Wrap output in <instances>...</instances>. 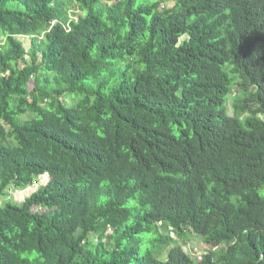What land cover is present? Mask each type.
<instances>
[{
  "label": "trees",
  "instance_id": "1",
  "mask_svg": "<svg viewBox=\"0 0 264 264\" xmlns=\"http://www.w3.org/2000/svg\"><path fill=\"white\" fill-rule=\"evenodd\" d=\"M0 201V264H264V0H0Z\"/></svg>",
  "mask_w": 264,
  "mask_h": 264
},
{
  "label": "rangeland",
  "instance_id": "2",
  "mask_svg": "<svg viewBox=\"0 0 264 264\" xmlns=\"http://www.w3.org/2000/svg\"><path fill=\"white\" fill-rule=\"evenodd\" d=\"M22 41H23V44L26 47L30 44V39L29 38H23ZM40 183L41 184L45 183V179L42 178ZM37 187H38V184L36 183V185L33 188L26 189V190L21 191V192L20 191L11 190L9 192L10 198H11V200H13V201H15L17 203H21L28 195H30L34 190H36ZM2 202L3 201H0V203H2ZM202 248L196 246V249H192V247H189L188 244L184 247L186 253L188 255H190L192 258H195V257H198L199 255H201L203 253V249Z\"/></svg>",
  "mask_w": 264,
  "mask_h": 264
}]
</instances>
